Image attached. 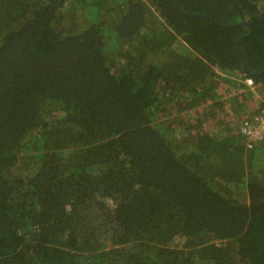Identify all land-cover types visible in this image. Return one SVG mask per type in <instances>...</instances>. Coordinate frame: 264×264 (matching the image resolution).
<instances>
[{"label":"trees","instance_id":"16d2710c","mask_svg":"<svg viewBox=\"0 0 264 264\" xmlns=\"http://www.w3.org/2000/svg\"><path fill=\"white\" fill-rule=\"evenodd\" d=\"M180 1L238 25L175 0H0V203L32 262L264 264V141L240 130L264 74L248 90L236 47L248 17L264 69V0ZM141 116L185 167L167 183L120 141Z\"/></svg>","mask_w":264,"mask_h":264},{"label":"water","instance_id":"95a60500","mask_svg":"<svg viewBox=\"0 0 264 264\" xmlns=\"http://www.w3.org/2000/svg\"><path fill=\"white\" fill-rule=\"evenodd\" d=\"M177 3L180 2L179 0H177ZM186 13V12H184ZM193 16L195 17H203V18H207L211 21H213L214 23H216L219 26L222 27H231V26H237L238 24H232V25H224L223 23L217 21L216 19H214L213 17L207 15V14H193ZM241 24L247 25L250 28V31L240 37L237 41V50L240 53V57L242 59V66L243 69L245 71V74L251 76V77H260L261 75L264 74V69L260 72V73H254L251 68L249 67V63L248 60L246 59L244 53L241 50L240 47V42L248 37L249 35L252 34L253 32V26L252 24H250V22L248 21H243ZM150 131L151 134H148L147 132ZM120 141L121 143H125L126 145H128V147L132 150L135 158L137 159V162H139L140 164H142V168L144 170V172L148 173V174H153L155 173L158 178L159 181H163V180H167V182H169V179H165L163 178L164 175L166 173H169L172 171L173 168H180V169H184V165H179L178 162L176 163L172 157L169 154L168 150L166 149L165 143L163 138L161 137V135L152 130V127H141L139 129H135L134 131H131L130 133H125L123 135L120 136ZM158 152H162L160 154H162L164 156V164H157L152 158V154L153 153H158ZM168 153V154H167ZM163 158V157H162ZM174 158V157H173ZM175 159V158H174ZM163 161V159L161 160V162ZM19 227V225H18ZM204 228H195L190 230L191 232H189L190 235H200L203 233ZM203 230V231H202ZM9 257V261L11 260H24V258H27V260L29 261L31 258V255L29 253H27L26 251H12L9 253H6Z\"/></svg>","mask_w":264,"mask_h":264},{"label":"rangeland","instance_id":"374dc122","mask_svg":"<svg viewBox=\"0 0 264 264\" xmlns=\"http://www.w3.org/2000/svg\"><path fill=\"white\" fill-rule=\"evenodd\" d=\"M231 88V87H229ZM147 118L146 116H141V121L139 120V125L142 127H152L153 131H156L158 128V125H156L155 123H153L154 125L150 124V125H146L147 123L144 122V119ZM137 122V123H138ZM158 133V131H156ZM148 134H151L150 131L147 132ZM159 135V133H158ZM170 152V150H168ZM15 204L13 201L9 200L8 198L5 199L1 204H0V224L2 226H5L3 229L9 230L11 231V235H9L8 238L5 239V244L9 247V249L13 250V251H21L20 246H21V239L19 238V236L17 235L15 229H14V221H15ZM23 247V245H22ZM24 248V247H23ZM23 261L22 264H36L38 262L33 261L32 262V256L30 258V260L28 261L27 258H24V260H20ZM19 262V261H16Z\"/></svg>","mask_w":264,"mask_h":264},{"label":"built area","instance_id":"2783aa9c","mask_svg":"<svg viewBox=\"0 0 264 264\" xmlns=\"http://www.w3.org/2000/svg\"><path fill=\"white\" fill-rule=\"evenodd\" d=\"M241 133L244 136L248 148H253L264 141V107H261L255 114L246 118L241 126Z\"/></svg>","mask_w":264,"mask_h":264},{"label":"flooded vegetation","instance_id":"af4514ba","mask_svg":"<svg viewBox=\"0 0 264 264\" xmlns=\"http://www.w3.org/2000/svg\"><path fill=\"white\" fill-rule=\"evenodd\" d=\"M174 161L177 163L176 159H174ZM4 227L5 226H2L0 224V264H22L23 261H20V260H11V261H9V257H8V255L6 253L12 252L14 249L13 250L9 249V247L5 244V239L8 238L9 235H11L12 232L9 231V230L3 229ZM16 261H19V262H16Z\"/></svg>","mask_w":264,"mask_h":264},{"label":"clouds","instance_id":"9594fccd","mask_svg":"<svg viewBox=\"0 0 264 264\" xmlns=\"http://www.w3.org/2000/svg\"><path fill=\"white\" fill-rule=\"evenodd\" d=\"M243 21H248V22H249L248 17H245ZM246 75H247V74H246ZM243 82L245 83L246 88H247L248 90H250V88H249V84H250V83H255L253 77H251V76H249V75H248L247 77H244ZM226 87H231V86L227 85ZM254 92H256V91H254ZM261 101H262V99L260 100V102H261ZM138 121H139V120H137V122H138ZM138 125H139V122H138ZM146 125H147V124H146ZM152 125H154V124H152ZM139 126H140V125H139ZM153 154H154V153H153ZM153 154H152V155H153ZM169 154H170L172 157L175 158V153H174L173 151L170 150Z\"/></svg>","mask_w":264,"mask_h":264},{"label":"bare ground","instance_id":"6f19581e","mask_svg":"<svg viewBox=\"0 0 264 264\" xmlns=\"http://www.w3.org/2000/svg\"><path fill=\"white\" fill-rule=\"evenodd\" d=\"M175 2H176V6H177V8L180 10V12L181 13H183V14H186V15H189V16H192V17H195V16H193V14H199V13H187L183 8H182V5H181V1L179 0V2H180V5H179V3H177V0H175ZM184 12H186V13H184ZM200 14H203V13H200ZM249 88H250V90H252V91H257V86L255 85V83H250L249 84Z\"/></svg>","mask_w":264,"mask_h":264}]
</instances>
